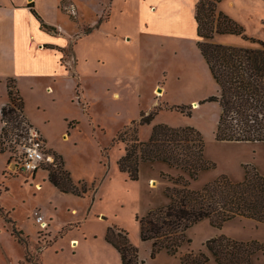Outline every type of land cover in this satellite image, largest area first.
Instances as JSON below:
<instances>
[{"label": "rangeland", "instance_id": "1", "mask_svg": "<svg viewBox=\"0 0 264 264\" xmlns=\"http://www.w3.org/2000/svg\"><path fill=\"white\" fill-rule=\"evenodd\" d=\"M232 1L234 7L223 0L219 11L243 27L244 35L264 42V0ZM111 38L104 45L97 39L79 45L80 78L74 74L72 84H57L49 92L46 84L34 89L27 85L24 90L29 114L40 119L41 126L48 130L49 147L63 158L75 185L81 188L84 184L87 193H61L48 181L46 171L15 172L12 152L0 144V264H40L39 256L50 244L41 257L42 264H85V248L103 243V235L110 227L129 234L146 264H165L166 255L156 256L157 261L152 263V244L141 240L137 218L170 203L166 191L173 183L163 175L187 180L189 176L162 162H146L140 165L138 180L132 181L117 166L125 154V144L119 137L130 139L131 124L139 123L143 114L154 110L158 112L151 123L140 127L142 142L148 141L154 127L160 124L193 127L204 137L205 158L215 167L200 173L197 180H190V189L200 191L223 176L240 183L245 178L246 165L256 167L264 175V143L216 139L221 108L210 99L218 96V86L196 46V34L187 28L182 38L165 40L164 48L155 40L147 43L143 37L135 52L139 61L137 74L131 72L132 76L122 79L113 78L109 72L104 76L99 69L100 61L107 55L126 54L127 49ZM214 41L233 47L252 45L237 35H217ZM66 52L73 54L71 47ZM158 83L162 91H154ZM116 92L120 97L116 98ZM177 108H186L185 112L191 115ZM2 129L0 117L1 137ZM35 211L45 217L46 229L36 224ZM14 227L28 237L27 249L12 235ZM260 232L248 221L232 220L218 230L205 220L187 232L190 243L186 241L171 260L180 264V254L204 252L209 256L208 264H217L205 246L208 240L224 235L238 241ZM71 239L77 240L75 246ZM57 251L59 255L55 256ZM259 258L264 260L260 255L255 261Z\"/></svg>", "mask_w": 264, "mask_h": 264}, {"label": "trees", "instance_id": "2", "mask_svg": "<svg viewBox=\"0 0 264 264\" xmlns=\"http://www.w3.org/2000/svg\"><path fill=\"white\" fill-rule=\"evenodd\" d=\"M222 1L199 0L195 11L197 48L218 86V96L210 99L221 108L216 139L220 142L264 143V42L244 35L243 27L219 11ZM33 14L41 20L36 11L33 10ZM43 27L47 28L44 24ZM217 35L243 36L252 45L218 44L214 41ZM7 87L9 101L1 111L2 146L11 135L26 137V126L31 127L24 117L25 102L14 80H9ZM177 109L191 115L185 112L186 108ZM157 112L143 114L139 123L133 122L130 139L119 137L125 144V154L117 162L119 171L132 181L138 180L140 165L146 162H162L189 176L187 180L182 176L163 175L173 183L166 191L170 203L137 218L141 240L152 244L151 258L163 251L177 256L182 245L186 241L190 243L187 232L205 220L218 230L235 219H251L264 224V175L256 167L246 165L245 178L240 183L223 176L200 191L190 189V180H197L200 173L215 167L205 158L204 137L193 127L172 128L160 124L154 127L150 139L142 142L140 127L150 124ZM47 153L54 156V161L43 168L48 172V181L61 193L85 195L86 186L75 185L63 158L49 150ZM12 235L27 249L29 239L24 232L14 227ZM106 241L119 252L122 264H145L126 231L110 227ZM205 246L217 264H254L264 254L263 243L236 241L224 235L208 240ZM208 262L209 256L204 252L188 251L181 256V264Z\"/></svg>", "mask_w": 264, "mask_h": 264}, {"label": "crops", "instance_id": "3", "mask_svg": "<svg viewBox=\"0 0 264 264\" xmlns=\"http://www.w3.org/2000/svg\"><path fill=\"white\" fill-rule=\"evenodd\" d=\"M226 1L228 3L229 0ZM198 2L199 0H0L1 120L2 108L9 101V80H14L23 100L27 85L34 89L42 88V85L46 84L49 92L57 84H72L75 80L74 74L80 78L82 56L79 55V45L89 40L97 39L104 45L105 41L112 37L111 40L116 41V45L127 49L126 54H105L107 57H102L99 63V69L104 76L105 72H109L113 78L120 79L132 76L131 72L137 74L139 61L137 62L135 52L144 38L147 43L155 40L154 43L159 42L160 47L164 48L165 40L182 38L187 34L188 28L196 34L197 46L195 11ZM228 4L235 6L232 0ZM33 10L41 20L33 14ZM43 24L47 28L43 27ZM107 28L110 31L106 32ZM70 47L72 55L66 52ZM158 88L163 90L161 83L155 86L154 91ZM114 95L120 97L117 92ZM26 104L25 119L40 134L49 151L58 154L48 145V130L41 126L40 119L29 114ZM64 121L68 123V119ZM65 137L67 135L64 133L63 138ZM235 220L248 221L261 231L258 236L246 239L241 237L238 241L256 240L264 244V224L251 219ZM106 233L103 235V243L85 248V264H122L119 252L107 243ZM76 241L71 239V245L75 246ZM51 246L52 244L42 250L39 256L40 264L41 257ZM61 250L64 254V250ZM58 255L57 251L55 256ZM72 255L77 256V253ZM160 255H166L165 264H175L171 259L178 256H170L164 251L157 256L162 257ZM182 255L184 254H180V264ZM261 257H264V254ZM155 259H152V263L157 261ZM254 264H264V260L259 258Z\"/></svg>", "mask_w": 264, "mask_h": 264}, {"label": "built area", "instance_id": "4", "mask_svg": "<svg viewBox=\"0 0 264 264\" xmlns=\"http://www.w3.org/2000/svg\"><path fill=\"white\" fill-rule=\"evenodd\" d=\"M26 127V137L18 138L17 135H11L9 141H5L4 146L9 147L12 152L15 172L36 173L43 171V168L54 161V156L47 153L46 143L40 134L32 127ZM33 217L36 224L42 229L48 227L45 217L40 211H35Z\"/></svg>", "mask_w": 264, "mask_h": 264}, {"label": "bare ground", "instance_id": "5", "mask_svg": "<svg viewBox=\"0 0 264 264\" xmlns=\"http://www.w3.org/2000/svg\"><path fill=\"white\" fill-rule=\"evenodd\" d=\"M116 98H118V96H117V95H116ZM197 106H198V105H197V103H195V104H194V107H197Z\"/></svg>", "mask_w": 264, "mask_h": 264}]
</instances>
